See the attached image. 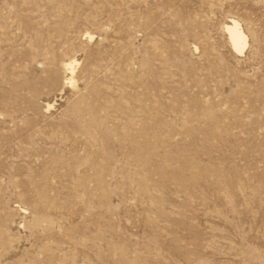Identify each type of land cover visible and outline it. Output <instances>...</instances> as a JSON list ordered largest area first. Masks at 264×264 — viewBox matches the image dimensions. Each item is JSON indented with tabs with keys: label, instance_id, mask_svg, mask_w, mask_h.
Returning a JSON list of instances; mask_svg holds the SVG:
<instances>
[{
	"label": "rangeland",
	"instance_id": "obj_1",
	"mask_svg": "<svg viewBox=\"0 0 264 264\" xmlns=\"http://www.w3.org/2000/svg\"><path fill=\"white\" fill-rule=\"evenodd\" d=\"M0 264H264V0H0Z\"/></svg>",
	"mask_w": 264,
	"mask_h": 264
},
{
	"label": "bare ground",
	"instance_id": "obj_2",
	"mask_svg": "<svg viewBox=\"0 0 264 264\" xmlns=\"http://www.w3.org/2000/svg\"><path fill=\"white\" fill-rule=\"evenodd\" d=\"M227 30L229 32L234 49L240 53L244 52L248 44V37L244 33L240 24L237 21H232L229 25H227ZM76 62L77 60H73L66 63V67L70 70L71 73V77L69 78V83L71 84L74 83V72Z\"/></svg>",
	"mask_w": 264,
	"mask_h": 264
}]
</instances>
